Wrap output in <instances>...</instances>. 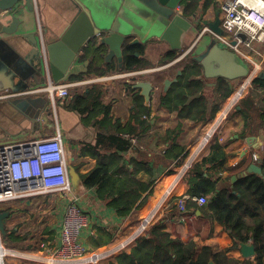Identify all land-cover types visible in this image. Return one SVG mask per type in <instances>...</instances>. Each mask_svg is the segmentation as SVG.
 I'll return each mask as SVG.
<instances>
[{
  "label": "crops",
  "instance_id": "1",
  "mask_svg": "<svg viewBox=\"0 0 264 264\" xmlns=\"http://www.w3.org/2000/svg\"><path fill=\"white\" fill-rule=\"evenodd\" d=\"M225 1L215 0L206 11L202 10L205 4L203 1L201 10L197 12L198 20H215L216 11L222 12L221 7ZM32 2L33 11L26 7L25 0L18 5L16 14L22 24L16 33H0V96L16 95L0 100V145L49 138L60 131L73 191L68 196L47 195L1 205L10 212L6 228L14 229L21 239L16 241L15 247L8 246L3 240L8 253L0 257V264H117V258L122 253H130L137 241L147 235L161 219H165L167 230L174 232L175 237H179L183 242L195 241L199 250L210 247L214 252L228 251L227 255L230 258L246 260L241 247H233L231 234L221 224L209 223L201 212L182 215L177 201L181 197H188L190 185L186 180V174L211 153L216 141L227 154L226 169L220 175L215 172L222 178L219 186L229 185L233 188L237 180L232 184V178L239 177L241 170L245 169L242 171L244 174L252 164L261 168L264 158V118L257 113V115L251 113L252 123L250 130L247 131L244 127L245 119L238 112L240 107L236 105L237 101L234 105L231 101L242 90L252 73L256 72L258 75L264 72V43L255 45L262 58L253 57L254 53L250 50L237 53L222 44L213 33L206 31V27L202 26L185 37L183 50L180 51L173 50L169 42L134 30L130 42L139 40L135 45H145V48L143 53L133 54L141 67L126 71L125 59L123 67L117 58L106 60L105 56L109 49L106 47L98 49L99 39L93 37L88 39V43L71 66L69 80L63 81L73 84L70 95L65 98L57 96L52 100L46 92L26 93L45 88L50 78L54 81L47 46L58 41L71 28L76 30L71 32L70 39L82 36V24L75 23L80 8L74 0ZM7 19L9 21L5 20L4 25L9 26L12 19L10 17ZM127 20L128 17L122 18L121 25ZM213 44L222 50L230 51L241 62L230 68V78H225L233 85V93L220 104L214 118L211 117L215 104L213 88L217 85L218 79L223 77L207 76L205 69L195 60L196 57L205 54ZM187 51L190 52L182 61L167 72H160L168 65L161 64L167 54L180 52L183 55ZM95 52L99 57L96 56V62H93ZM257 61L261 64L260 68ZM194 62L203 69V75L196 79H203L207 84L205 95L209 98L208 120L204 122L181 120L178 112L168 110L161 103L165 93L163 81L178 78L179 72L182 74V68L193 65ZM246 67L249 70L248 75L241 76L247 72ZM142 72H146V76L142 77ZM139 81H154L155 89L149 102L142 96L141 89L134 88ZM249 85H246L247 95L253 88L252 82ZM245 92L240 99L246 97ZM256 92L263 93L264 90L259 89ZM137 96L144 99V102L139 103L143 105L138 106ZM192 99L194 97L190 98ZM139 108L148 109L147 114L141 116L142 121L151 122V128L147 132L138 128L136 111ZM169 130L177 131V140L181 146L186 147L187 158L182 160L180 165L168 167L156 165L153 193L147 203L128 218L118 217L113 209L100 200L96 187L86 185L85 177L96 169L101 158L120 157L122 160L118 168L127 167L129 161L133 159L144 161L150 158L158 161V157L169 145L162 140ZM118 137L126 144L116 140ZM251 137L252 141L248 142ZM133 138L136 142L132 141ZM192 161V166L187 168ZM170 168L173 169L172 173L167 172ZM112 172L113 170L110 174ZM139 178L145 181L149 177L141 172ZM71 203H76L82 208L88 218V226L83 230L80 241L88 248L89 253L77 261L57 260L53 256V250L61 243L65 213ZM38 210L42 212L46 221L40 239L41 244L36 242L38 238L34 234L26 229L23 231L17 223L23 219L28 222ZM183 217L185 220H182ZM249 226H253L251 220ZM101 230L111 232L114 237L108 245L93 249V237L102 234ZM99 250H102L103 257L97 263H92L90 258Z\"/></svg>",
  "mask_w": 264,
  "mask_h": 264
},
{
  "label": "trees",
  "instance_id": "2",
  "mask_svg": "<svg viewBox=\"0 0 264 264\" xmlns=\"http://www.w3.org/2000/svg\"><path fill=\"white\" fill-rule=\"evenodd\" d=\"M203 1L205 4L202 10L206 11L215 0H185L183 2L185 15L191 17L201 10ZM144 48L145 45L126 48L124 59L128 70L141 67L133 54L143 53ZM96 56L99 57L97 52L93 56V62H96ZM180 56V52L167 54L161 64H169ZM85 58L86 56L82 59ZM202 75L203 69L196 62L184 66L178 81L162 96V106L172 112H178L181 120L207 121L209 102V98L205 95L207 84L203 79H196ZM252 86L248 95L240 100L238 104L240 110H237L245 119L244 127L247 131L250 130L252 123L251 113L259 114L264 118V92H256L259 89L264 90V80L255 78ZM213 92L215 104L212 108V118L219 111L220 104L233 93V85L227 79L219 78ZM197 95L199 97H196ZM191 97L194 99L190 100ZM136 101L138 106H141L143 103H139L144 102V99L137 96ZM146 112H148L146 108H139L136 111L138 128L144 132L151 128V122L141 120V116L147 114ZM177 138V131L173 130H169L167 136L162 137L163 142L169 145L158 157V161L150 158L144 161L133 159L129 161L127 167L118 168L122 160L120 157L101 158L96 169L85 177L86 185L91 188L96 187L100 200L113 209L118 217L128 218L135 210L145 205L152 195L155 184L154 167L159 164L164 167L180 165L182 160L187 158L186 147L181 146ZM116 140L124 142L120 137ZM226 161L227 154L222 145L216 141L211 153L189 170L186 180L190 185L188 191L190 199L186 202L185 215L201 212L209 223L218 222L225 230L231 232L234 248L240 247L243 243H252L256 250L255 258L240 261L228 257V251L214 252L210 247L199 250L195 241L183 242L179 237H175L174 232L167 230L165 219H161L147 235L137 241L130 253H122L117 258V264H210L211 261L215 264H264V158L261 163L262 175L250 173L244 176L242 171L245 169H243L233 188L229 185L219 186L222 178L216 175V173L220 175L226 169ZM141 172L149 178L142 181L139 178ZM167 172L172 173L173 169L170 168ZM202 196L207 198L204 206L200 207L191 200ZM250 220L253 226H249ZM101 231L102 234L93 237V249L108 245L114 237L111 232ZM16 233L14 229L6 228L5 242L8 246L15 247L16 241H20L21 238Z\"/></svg>",
  "mask_w": 264,
  "mask_h": 264
},
{
  "label": "water",
  "instance_id": "3",
  "mask_svg": "<svg viewBox=\"0 0 264 264\" xmlns=\"http://www.w3.org/2000/svg\"><path fill=\"white\" fill-rule=\"evenodd\" d=\"M22 0H0V33L14 34L18 31V27L22 21L18 18L16 11L18 5ZM85 1V0H84ZM74 0L76 5L80 8V13L75 23H81L83 26V34L80 38L70 39L71 28L66 34L64 33L61 38L47 46L49 53L52 78L54 82H63L69 80V70L74 64L80 51L88 43V39L98 37L100 45L98 49L108 48L109 52L105 56L106 60L117 58L120 66L123 67L124 51L128 46H134L139 43V40L130 42L131 33L136 30L137 32L144 33L145 35H152L158 37L161 41H166L171 44L173 50H183V43L185 37L198 27H206V31L213 34L222 36L223 29L221 27V11H216L215 20L202 19L198 20V13L188 17L184 13L183 2L185 0H88V2L99 1V7L94 8L86 1ZM26 7L34 10L32 0H25ZM95 4V3H94ZM96 5V4H95ZM9 26L4 25V21H9ZM128 17V20L121 25V19ZM190 51L185 52L178 59L166 65L160 72L165 73L168 69L182 61ZM201 64L205 73L209 77H223L230 78V68L234 65L241 64L238 58L228 50H222L217 45L210 46L205 54L195 58ZM260 65V62L257 61ZM247 72L241 76H247ZM127 71L128 68L125 67ZM181 75V72H179ZM141 76H146V72H142ZM238 77V76H237ZM255 78L264 80V72L256 75L252 73L248 78L245 85H249ZM178 78L166 79L163 81L164 92H168L173 83H176ZM244 85V86H245ZM244 86L242 89H244ZM135 89H141L142 96L149 102L155 89L154 81H139ZM242 94V90H241ZM252 137L248 142L252 141ZM192 163L187 165V168L192 166ZM256 173L262 175L261 168L252 164L248 170L242 175ZM71 177L73 175L71 173ZM238 179V176L232 178V184ZM75 188V183L73 181ZM76 189V188H75ZM10 218L4 206L0 205V234L1 240L6 238V227ZM229 233H231L229 231ZM241 251L246 259H250L256 255L255 246L253 244H241ZM98 258L94 254L90 260ZM210 264H214L213 261Z\"/></svg>",
  "mask_w": 264,
  "mask_h": 264
},
{
  "label": "built area",
  "instance_id": "4",
  "mask_svg": "<svg viewBox=\"0 0 264 264\" xmlns=\"http://www.w3.org/2000/svg\"><path fill=\"white\" fill-rule=\"evenodd\" d=\"M221 9L223 35L214 34L216 38L237 53L250 50L260 55L255 45L264 43V0H226ZM44 57L47 58L46 52ZM257 66L260 68L261 64ZM72 86L71 83H58L50 78L45 88L31 90L26 94L46 92L52 100H55L57 96L68 97ZM11 97L16 95L6 94L0 96V100ZM132 141L136 142L134 138ZM72 191L65 146L60 131L49 138L0 145V205L47 195L68 196ZM188 199L190 198L181 197L178 200L182 215L187 212ZM191 200L199 206L207 203V198L204 196ZM182 220H185V217ZM88 223L82 208L76 203L68 205L61 232V243L53 250L55 259L77 261L89 253L88 248L80 241Z\"/></svg>",
  "mask_w": 264,
  "mask_h": 264
},
{
  "label": "rangeland",
  "instance_id": "5",
  "mask_svg": "<svg viewBox=\"0 0 264 264\" xmlns=\"http://www.w3.org/2000/svg\"><path fill=\"white\" fill-rule=\"evenodd\" d=\"M88 4H90L91 6H93L94 8H97V7H99L100 5H99V1H92V2H88V0H85ZM96 5H95V4ZM260 50V49H259ZM259 54L260 55H257V54H254L253 55V57H257V58H262L261 57V52H259ZM158 74H160V73H158ZM163 79V78H162ZM248 86H250V85H248ZM247 86V87H248ZM248 90V89H247ZM247 90H246V92L244 93L245 95H244V97L245 96H247ZM232 98V97H231ZM235 98V97H234ZM234 98H232V101L234 100ZM243 98V97H242ZM241 100V99H240ZM239 100V101H240ZM231 101V102H232ZM239 101L236 103V105L237 104H239ZM228 102V101H227ZM35 216L34 217H32L31 218V220H29L28 222L27 221H24V219L23 220H19L17 223H18V226L24 231L25 229H26V231H28V232H31V234H34L35 235V237L36 238H38L37 239V243L38 244H41L42 242L40 241V239H41V236H42V232H43V230H44V228H45V223H46V221H45V219H44V217H43V214H42V212L40 211V210H38V212H35V214H34ZM24 226V227H23ZM190 226V225H189ZM0 238H1V234H0ZM1 243L3 244V247L6 249V246H5V243H4V241L3 240H1ZM101 253H103L102 252V250H99V251H96V252H94V254H101ZM92 255H93V253H92ZM91 256V255H90Z\"/></svg>",
  "mask_w": 264,
  "mask_h": 264
},
{
  "label": "bare ground",
  "instance_id": "6",
  "mask_svg": "<svg viewBox=\"0 0 264 264\" xmlns=\"http://www.w3.org/2000/svg\"><path fill=\"white\" fill-rule=\"evenodd\" d=\"M246 88H247V86L245 85L244 86V89H242V94H243V92H245V90H246ZM242 94H241V91L240 92H238L237 94H236V96H235V98H234V102H231L232 103V105H234L235 104V102H236V100L240 97V96H242ZM154 213H156V212H154ZM148 214V213H147ZM149 221V220H148ZM147 223V222H146ZM145 225V224H144ZM142 228V227H141ZM132 240V239H131ZM121 244V243H120ZM119 245V244H118ZM122 247H124L123 245H121ZM120 246V247H121ZM112 252V251H111ZM116 252V251H115ZM8 253V251L3 247V244L1 243V238H0V257H3L4 255H6ZM14 255V254H13ZM16 255V254H15ZM27 255V254H26ZM11 256V255H10ZM103 257V255H98V258L97 259H95V260H91V262L92 263H97L101 258Z\"/></svg>",
  "mask_w": 264,
  "mask_h": 264
},
{
  "label": "flooded vegetation",
  "instance_id": "7",
  "mask_svg": "<svg viewBox=\"0 0 264 264\" xmlns=\"http://www.w3.org/2000/svg\"><path fill=\"white\" fill-rule=\"evenodd\" d=\"M218 11V10H217ZM221 19H222V12H221Z\"/></svg>",
  "mask_w": 264,
  "mask_h": 264
}]
</instances>
